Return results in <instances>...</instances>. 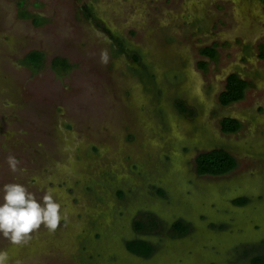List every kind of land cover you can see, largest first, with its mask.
Returning <instances> with one entry per match:
<instances>
[{"label":"rangeland","instance_id":"obj_1","mask_svg":"<svg viewBox=\"0 0 264 264\" xmlns=\"http://www.w3.org/2000/svg\"><path fill=\"white\" fill-rule=\"evenodd\" d=\"M263 51L264 0H0V203L3 185L20 183L37 199L54 189L68 213L27 247L0 236V250L21 264H253L264 255ZM232 73L246 94L222 105ZM225 117L240 130L224 132ZM218 148L238 167L198 174V154ZM135 238L154 253L130 252Z\"/></svg>","mask_w":264,"mask_h":264},{"label":"clouds","instance_id":"obj_2","mask_svg":"<svg viewBox=\"0 0 264 264\" xmlns=\"http://www.w3.org/2000/svg\"><path fill=\"white\" fill-rule=\"evenodd\" d=\"M101 59L106 63L107 54L102 52ZM7 164L13 173L22 171L20 161L14 155L7 157ZM2 192L0 236L15 248L27 247L33 235L42 228L49 234H55L61 222L68 219V213L56 200L52 188L47 189L40 199L20 183H6ZM0 264H21V261L13 262L7 250H0Z\"/></svg>","mask_w":264,"mask_h":264},{"label":"trees","instance_id":"obj_3","mask_svg":"<svg viewBox=\"0 0 264 264\" xmlns=\"http://www.w3.org/2000/svg\"><path fill=\"white\" fill-rule=\"evenodd\" d=\"M202 53L210 58H215L217 54L216 49L213 47L203 49ZM262 56H264V53H262ZM37 59L38 57L34 55L29 58V60L32 62H36ZM136 59H138V57H135V60ZM59 63L63 62L59 59H56L55 65H58ZM248 84V81L241 78L238 74H230L227 78L225 90H223L220 95V102L222 105H229L233 102L244 99ZM180 106L185 109L183 102L180 103ZM241 125V121L234 117H225L222 120V129L226 133L238 132L241 128ZM238 165V159L231 152L222 148L200 152L196 157V168L198 174L200 175H226L235 170ZM248 201V197H239L236 200L239 205H244L248 203ZM155 225H157L156 220H153L151 226H146V224L140 221L136 222V228L141 232L144 230V228H151ZM173 231L176 235L184 236L189 233L190 225L183 219L178 220L174 223ZM127 247L130 252L144 257L151 256L155 251V245L151 243V241L144 238H135L128 241ZM252 262L253 264H264V255H255Z\"/></svg>","mask_w":264,"mask_h":264}]
</instances>
